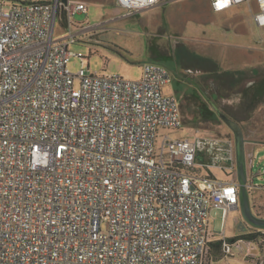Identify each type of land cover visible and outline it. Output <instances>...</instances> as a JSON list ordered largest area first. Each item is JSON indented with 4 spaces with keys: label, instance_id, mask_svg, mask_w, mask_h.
Wrapping results in <instances>:
<instances>
[{
    "label": "built area",
    "instance_id": "1",
    "mask_svg": "<svg viewBox=\"0 0 264 264\" xmlns=\"http://www.w3.org/2000/svg\"><path fill=\"white\" fill-rule=\"evenodd\" d=\"M160 1L115 0L129 12ZM210 3H245L264 41V0ZM77 12L88 3L0 0V264H202L211 207L237 205V182L198 173L211 132L158 139L182 125L167 66L86 72L69 46L93 25ZM240 241L222 239L223 255Z\"/></svg>",
    "mask_w": 264,
    "mask_h": 264
},
{
    "label": "rangeland",
    "instance_id": "2",
    "mask_svg": "<svg viewBox=\"0 0 264 264\" xmlns=\"http://www.w3.org/2000/svg\"><path fill=\"white\" fill-rule=\"evenodd\" d=\"M84 1L88 3L87 14L77 12L73 19L93 27L78 34V40L69 49L75 53L80 51L85 56L83 67L86 72L113 73L137 79L141 75L144 60L159 62L171 70L174 78L173 83L163 87V91L174 93L177 98L187 89L199 95L200 91L196 92L194 87H200L203 71L212 70L221 75L231 87L226 89L229 95L219 101V106L237 118L246 138L256 137L263 142L252 151L249 168L254 176V184L264 185V41L258 39L260 29L257 26L243 25V19L250 16L247 7L233 5L224 12L215 13L203 11L199 5H180L176 8L175 4L170 9L167 4H161L143 11L129 12L119 7L115 0ZM232 14L238 17H232ZM166 16L169 20H164ZM243 28H247L250 39L256 41H241ZM81 66L79 57L69 58L67 67L72 73ZM247 80L256 81L255 86L247 89L243 96L236 95L239 83ZM175 89L183 91L178 95ZM189 102L186 99L183 105L186 107ZM201 110L209 114L208 110L216 109L204 98ZM211 115L214 122H198L196 126L183 118L179 128L159 130L158 139L162 133H169L172 137L193 138L194 133L201 131L204 137H208L211 132L208 141L228 137L233 143L229 127L216 111ZM206 132L209 135H205ZM208 167L202 165L201 169L206 173ZM210 169L218 178L226 177L221 168L211 166ZM250 198L254 213L264 217V189H256L254 194L250 193ZM210 216V230L215 234L218 230L224 231L227 236L234 233L236 217L245 221L240 209L230 210L222 224L220 211L212 212ZM239 243V247L245 249L246 259L243 253L236 250L217 264H264V240L243 239ZM213 252L208 244L202 264H215ZM219 252L224 256L221 249Z\"/></svg>",
    "mask_w": 264,
    "mask_h": 264
},
{
    "label": "trees",
    "instance_id": "3",
    "mask_svg": "<svg viewBox=\"0 0 264 264\" xmlns=\"http://www.w3.org/2000/svg\"><path fill=\"white\" fill-rule=\"evenodd\" d=\"M204 78V81L202 80L200 87H194V90L196 92H199V95H196V93H193L192 90L187 89L186 91L179 90L177 91V94L179 95L180 92L183 91L181 94V101H180V109H181V114H182V120L184 119L187 122H192V126H196L195 124L198 122H214V119L211 114H214L215 111H209L206 114L204 110H201V108L204 105V98L207 99L213 106L214 108H220L219 106V101L225 99L228 93H226V89L231 87L226 80H224L221 75L215 74L213 71H210L208 74L203 75L202 79ZM256 81H250L247 80L243 83H239V89L237 90L236 95H244L247 89L252 88L255 86ZM175 87V85H174ZM183 88L180 87V89ZM179 89V88H178ZM190 100L188 106H184V101L185 100ZM212 112V113H211ZM189 115V116H188ZM231 117V116H229ZM184 118V119H183ZM233 118V117H231ZM234 120L238 121L237 118H233ZM252 140L257 141L258 138L256 137H251ZM228 137H226L223 140H213V146L214 149L212 153L209 156L204 157V159H211L215 161L217 164L222 165V166H227L231 163L232 158L230 156L229 152V145H228ZM206 154V153H205ZM237 239H246L248 241H263L264 240V233L262 230L255 229L252 232H248L242 235H237L233 237H228L226 240L229 242H233ZM210 245V250H213L214 252H219L221 249L222 251V239H215L209 242ZM213 252V257H215V254Z\"/></svg>",
    "mask_w": 264,
    "mask_h": 264
},
{
    "label": "crops",
    "instance_id": "4",
    "mask_svg": "<svg viewBox=\"0 0 264 264\" xmlns=\"http://www.w3.org/2000/svg\"><path fill=\"white\" fill-rule=\"evenodd\" d=\"M161 4H167L168 5V7L170 8V9H172L173 7L172 6H175V4H176V8H178V7H180V5H186V6H195V5H199L200 6V8L203 10V11H205V12H215V13H220V12H224L225 10H227V9H229V8H231V6H233V5H237V6H239V5H245L246 7H247V5L245 4V3H241V4H232V5H230V6H228V7H226L225 9H223V10H220V11H215V10H213L212 9V7H211V3H210V0H161L159 3H157L156 5H161ZM156 5H154V6H156ZM150 8V7H149ZM146 9H148V8H146ZM247 9H248V7H247ZM143 10H145V9H143ZM143 10H140V11H143ZM248 11H249V9H248ZM249 13H250V11H249ZM242 14V13H241ZM244 14V13H243ZM233 16L232 17H238V16H236V15H234V14H232ZM164 20H169V17L168 16H166V17H164ZM243 21H244V23H243V25L245 24V25H250V26H256L255 24H254V22H253V20H252V18H251V13H250V16H248L245 20L243 19ZM259 28V27H258ZM244 29V28H243ZM260 29V28H259ZM261 38V29H260V35H259V38L258 39H260ZM244 41V42H254V41H256V40H253V39H250V37H249V35H248V33H247V28H245L244 29V35L242 36L241 35V41ZM261 40V39H260ZM144 61H146V60H144ZM143 61V62H144ZM143 62H142V64H143ZM141 69H142V67H141ZM210 71H212V70H207V71H203L202 72V76L203 75H206V74H208ZM203 81H204V78L202 79ZM248 139H250V140H252V138L251 137H247ZM255 141V140H254ZM260 143H263V142H260L259 140H257V141H255V143H247L246 144V153L248 154V162H249V159L251 160V158H252V156H253V150L255 149V147L258 145V144H260ZM233 144V143H232ZM233 159V158H232ZM203 161L204 162H206V163H208L209 165H205L206 167H208L207 169H206V173L205 172H203L202 171V169H201V167L198 169V173L199 174H201V175H209V176H212V177H215V178H218L215 174H214V172L210 169V167L212 166V167H219V168H221L222 170H224L225 171V173H226V177L225 178H218V179H222V180H225V181H237V179H236V170H235V166H234V162H233V160H232V165L230 164V166H222V165H219V164H217L215 161H213V160H209V159H204V157H203ZM251 163V162H250ZM248 165H249V163H248ZM248 182H249V184H252V185H254V186H257V187H264V185H255L254 184V176H253V174H252V172H251V170H250V168H249V171H248ZM257 187H254V188H250L249 187V195H250V193H255V190L256 189H260V188H257ZM250 201H251V204H252V200H251V198H250ZM253 205V204H252ZM253 208V207H252ZM235 209H239L238 207H237V205H235V206H232L231 208H224V207H221V206H219V205H212V207H211V210H210V214L212 213V212H216V211H220L221 212V217H222V219H221V224H222V222H223V219L225 218L226 219V216H227V214L229 213V211L230 210H235ZM210 219H211V216L209 215V221H210ZM225 221V220H224ZM224 224H225V222H224ZM255 229H258V228H255V227H253V226H251L249 223H247L246 221H243V220H241L240 218H238V217H236L235 218V226H234V233H233V235L232 236H227L226 234H225V232L224 231H221V230H218L217 231V233L215 234V233H213L212 232V230H210V223H209V231L211 232V234H210V237H212V240H215V239H226V238H228V237H233V236H237V235H242V234H245V233H248V232H252V231H254ZM240 242H243V239H242V241H240ZM240 244V243H239ZM239 244H237V245H234L233 247H232V254L237 250V251H239L240 253H243V256H244V258L246 257V252H245V249L243 248V247H239ZM230 256H226V257H224V256H221L220 255V252H215V257H214V261H215V264H217V262L219 261V260H221V259H223V258H229ZM246 259V258H245Z\"/></svg>",
    "mask_w": 264,
    "mask_h": 264
},
{
    "label": "water",
    "instance_id": "5",
    "mask_svg": "<svg viewBox=\"0 0 264 264\" xmlns=\"http://www.w3.org/2000/svg\"><path fill=\"white\" fill-rule=\"evenodd\" d=\"M215 109L219 118L229 127L233 134V144L229 141V152L231 158H233L232 160L236 170V182L238 185L237 207L240 209L241 215L247 223L259 230H264V217L258 216L254 213L249 195V162L248 154L246 153V144L255 143V141L245 137L242 127L237 123V121L227 116L220 109L216 107ZM197 143L199 146L200 141ZM197 159L201 162L203 161V156L199 152L197 154Z\"/></svg>",
    "mask_w": 264,
    "mask_h": 264
},
{
    "label": "flooded vegetation",
    "instance_id": "6",
    "mask_svg": "<svg viewBox=\"0 0 264 264\" xmlns=\"http://www.w3.org/2000/svg\"><path fill=\"white\" fill-rule=\"evenodd\" d=\"M173 80H174V78L172 79V83H173ZM181 97H179L178 98V100H179V102L181 101V99H180ZM221 111H223L227 116H231V115H229V114H227V110H223V108L222 107H220L219 108ZM216 111V110H215ZM231 117H233L234 118V116H231ZM230 117V118H231ZM232 118V119H233ZM236 121V120H235ZM229 141L230 140H228V145H229ZM213 142L214 141H208V142H200V144H199V153L203 156V157H206V156H209L211 153H212V151H213V149H214V144H213ZM206 153V154H205Z\"/></svg>",
    "mask_w": 264,
    "mask_h": 264
}]
</instances>
